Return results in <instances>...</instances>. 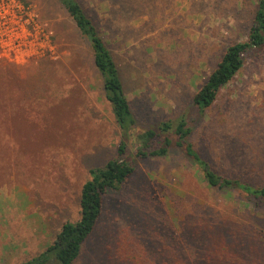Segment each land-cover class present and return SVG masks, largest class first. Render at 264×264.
Returning <instances> with one entry per match:
<instances>
[{"label": "rangeland", "instance_id": "1", "mask_svg": "<svg viewBox=\"0 0 264 264\" xmlns=\"http://www.w3.org/2000/svg\"><path fill=\"white\" fill-rule=\"evenodd\" d=\"M21 1L54 52L0 59V264H27L79 220L90 171L122 141L91 46L62 1ZM78 2L117 62L136 133L184 119L187 142L214 171L264 187V48L212 106L194 102L226 49L247 41L259 0ZM133 149L134 174L107 193L75 264H264V207L209 187L180 148L145 160Z\"/></svg>", "mask_w": 264, "mask_h": 264}, {"label": "trees", "instance_id": "2", "mask_svg": "<svg viewBox=\"0 0 264 264\" xmlns=\"http://www.w3.org/2000/svg\"><path fill=\"white\" fill-rule=\"evenodd\" d=\"M61 1L91 46L95 66L103 78L105 97L112 107L122 132V141L115 159L104 168L90 171L91 179L84 185L81 193L79 220L75 223L66 222L55 241L41 255L27 264H75L78 261L83 245L94 233L104 212L107 193L121 189L135 172V165L129 160L130 146L134 148V156L141 160L166 157L172 150L180 148L204 171L209 187L221 191L242 190L249 202L254 203L256 207H264V187H254L214 171L192 144L187 142L190 129L184 119L179 120L178 124L171 121L164 122L157 127L136 133V120L111 50L99 33L95 22L88 16L78 0ZM263 48L264 0H259L247 41L234 43L226 49L207 82L195 95L196 106L203 110L212 106L223 87L229 84L244 67L245 56L252 50ZM1 102L0 109L5 112L7 102Z\"/></svg>", "mask_w": 264, "mask_h": 264}, {"label": "built area", "instance_id": "3", "mask_svg": "<svg viewBox=\"0 0 264 264\" xmlns=\"http://www.w3.org/2000/svg\"><path fill=\"white\" fill-rule=\"evenodd\" d=\"M21 0H0V59L20 62L53 54L51 34Z\"/></svg>", "mask_w": 264, "mask_h": 264}]
</instances>
